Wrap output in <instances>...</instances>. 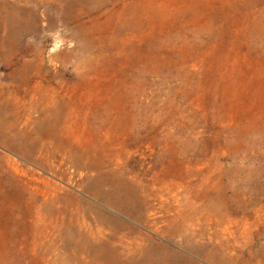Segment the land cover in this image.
Listing matches in <instances>:
<instances>
[{
	"label": "rangeland",
	"instance_id": "1",
	"mask_svg": "<svg viewBox=\"0 0 264 264\" xmlns=\"http://www.w3.org/2000/svg\"><path fill=\"white\" fill-rule=\"evenodd\" d=\"M0 2L53 14L48 1ZM81 31L104 46L88 65L53 58L80 40L61 25L26 37L44 45L42 54L12 58L40 59L55 73L66 149L26 156L0 142V264H95L71 262L74 250L65 247L69 231L76 239L110 233L86 202L132 226L136 235L124 237L130 255L139 256L141 234L208 264L173 239L167 221L192 231L199 217L196 228L213 233L203 220L208 202L192 198L198 190L229 191L219 240L236 264H264V0H116L85 17ZM40 103H19L30 113L19 127L43 119ZM111 179L143 188L149 224L88 193H107ZM178 203L181 216L163 210Z\"/></svg>",
	"mask_w": 264,
	"mask_h": 264
},
{
	"label": "bare ground",
	"instance_id": "2",
	"mask_svg": "<svg viewBox=\"0 0 264 264\" xmlns=\"http://www.w3.org/2000/svg\"><path fill=\"white\" fill-rule=\"evenodd\" d=\"M31 1L35 2L38 7L45 6L44 1H48L53 14L46 11L39 12L36 8L26 10L0 2V142L7 148L26 156L40 151H46L47 154L52 155L66 149L59 132L61 107L55 73L43 71L41 69L43 61L40 59L39 61L36 59H15L16 61L13 62L12 58L16 54L28 51L42 54L44 45L40 42H31L26 37L36 36L42 27L53 31L57 25H61L71 28V32L67 36L69 39L80 40L72 48L56 53L53 58L70 59L72 56H76L78 68L90 64L104 46L101 45V42L88 40V36H82L83 21L85 17L102 11L109 2L114 3L116 0ZM128 8V5H125L123 10ZM110 27H112V37L116 36L119 32L118 29L113 25ZM1 71L5 72L1 73ZM23 86L31 87L32 93H22ZM26 98L30 103L40 99L41 106L43 105L45 108L41 110L43 119L33 122L29 128H21L19 123L23 118L28 120L30 115L29 110L21 112L18 107L19 103ZM110 182L113 188L107 193H88L103 205L107 203L116 212L141 223L149 224L147 213L150 208L140 197L143 188L124 180L114 181L111 179ZM227 192L229 191L221 196L209 190H198L192 195L194 200L201 199L208 202L205 207L206 217L203 220L205 225L215 229L213 233L209 232V228L202 226L196 228V224L202 225L199 217L190 219L194 226L192 231H190L191 225L186 228L176 217L167 219L170 221L169 228L173 239L180 243L188 253L208 264H236L235 255L227 252L228 243L219 240L217 230L218 215L222 212H231L228 204L231 201L228 200ZM86 204L95 213L97 222L108 227L110 233L104 234L99 231L97 237L80 235L79 239H76L77 232L69 231V239L66 240L65 247L74 250L68 256L71 262H83L87 258L95 264H201L195 258L186 256L141 234H137L144 242L140 246L139 256L130 255V249L126 246L124 237L136 235L132 226L96 204L90 202H86ZM178 205L176 208L174 205L171 207L168 204L163 210L166 213H169L171 209L176 210L177 214L181 216L185 209L180 203ZM46 211L53 213L56 209L50 207ZM38 213L42 215V208L38 209ZM160 233L165 235L164 230ZM259 258L264 263V254Z\"/></svg>",
	"mask_w": 264,
	"mask_h": 264
}]
</instances>
